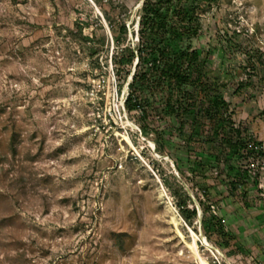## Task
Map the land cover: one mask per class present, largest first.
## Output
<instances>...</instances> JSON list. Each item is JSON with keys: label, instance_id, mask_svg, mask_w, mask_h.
<instances>
[{"label": "rangeland", "instance_id": "obj_1", "mask_svg": "<svg viewBox=\"0 0 264 264\" xmlns=\"http://www.w3.org/2000/svg\"><path fill=\"white\" fill-rule=\"evenodd\" d=\"M141 4L98 2L108 27L106 17L130 31ZM203 17L197 45L210 53L211 78L229 82L221 91L236 124L264 138V0H222ZM104 19L90 0H0V264H203L191 229L208 264H264V205L252 186L238 188L240 157L232 191L227 162L206 180L157 152L154 132L125 107L132 76L120 91ZM78 22L104 44L101 66L70 33ZM156 167L176 175L201 212L197 193L209 196L234 236L229 247L207 237L202 217L185 222Z\"/></svg>", "mask_w": 264, "mask_h": 264}, {"label": "trees", "instance_id": "obj_2", "mask_svg": "<svg viewBox=\"0 0 264 264\" xmlns=\"http://www.w3.org/2000/svg\"><path fill=\"white\" fill-rule=\"evenodd\" d=\"M221 2L144 0L138 31L134 28L130 31L126 22L115 29L113 20L106 18L114 42L112 61L120 79V91L132 76L125 107L130 113L139 111L140 118L145 121L143 133L154 132L157 152L169 154L183 175L188 170L206 180L211 177L218 180L214 172L227 162V179L233 191L239 180L229 178L236 175L232 159L242 154L248 130L236 124L232 104L222 92L230 88L229 82L211 78L210 53L205 55L197 45L204 33L203 15ZM69 31L89 43L84 44L83 50L101 66L100 53L104 44H95L91 37L84 36L82 22L77 23V30ZM130 34L138 38L136 43L132 42ZM219 38L222 42L221 36ZM221 51L226 54L227 49L223 47ZM254 56L251 54L248 58ZM258 60L264 64L261 54ZM246 86L247 83L242 82L237 90ZM195 145L201 147L200 155H193ZM205 145L210 148L206 149ZM183 164L187 165L186 169ZM156 169L174 197L181 216L192 226L199 217L195 199L176 175ZM197 195L207 237L214 231L222 239L219 244L229 247L234 236L226 231L225 218L212 211L213 203L208 202V195L207 198L204 195L206 199L200 192Z\"/></svg>", "mask_w": 264, "mask_h": 264}, {"label": "built area", "instance_id": "obj_3", "mask_svg": "<svg viewBox=\"0 0 264 264\" xmlns=\"http://www.w3.org/2000/svg\"><path fill=\"white\" fill-rule=\"evenodd\" d=\"M143 1L144 0H142V4ZM90 2L95 6L99 14L103 16L98 2L120 5L123 4L125 0H90ZM245 137L246 146L242 149V154L239 156L240 178L243 179V183H239L238 188L241 189V187H247L248 185L252 186L256 190L257 197L264 205V138H259L258 134H251L250 132L245 135ZM214 173L217 175L218 170L216 169ZM217 209L218 206L213 204L212 211L215 214H218Z\"/></svg>", "mask_w": 264, "mask_h": 264}, {"label": "bare ground", "instance_id": "obj_4", "mask_svg": "<svg viewBox=\"0 0 264 264\" xmlns=\"http://www.w3.org/2000/svg\"><path fill=\"white\" fill-rule=\"evenodd\" d=\"M124 139L131 145V146H133V147H135L134 146V144H133V142H132V140H131V138L128 136V135H124ZM153 145H154V143H153ZM173 221H174V223H175V225L178 227V230H179V232H180V234L183 236V233L181 232V230L179 229V220L177 219V218H173ZM191 229V228H190ZM191 231H192V233H193V235H194V239H193V241L192 242H189V246H190V248H191V250H192V252L197 256V258L203 263V264H208L203 258H202V256H201V254H200V251H199V246H198V242H197V234L191 229ZM205 241H206V243L208 244V241L205 239Z\"/></svg>", "mask_w": 264, "mask_h": 264}, {"label": "water", "instance_id": "obj_5", "mask_svg": "<svg viewBox=\"0 0 264 264\" xmlns=\"http://www.w3.org/2000/svg\"><path fill=\"white\" fill-rule=\"evenodd\" d=\"M103 17V16H102ZM103 19H104V17H103ZM105 20V19H104ZM106 26L108 27V25L106 24ZM108 29H109V32H110V35H111V38H112V40H113V37H112V33H111V30H110V28L108 27ZM199 216L200 217H202V212H201V210H199Z\"/></svg>", "mask_w": 264, "mask_h": 264}]
</instances>
